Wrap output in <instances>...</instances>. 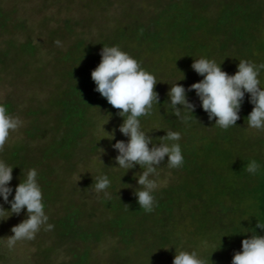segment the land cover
Instances as JSON below:
<instances>
[{
  "label": "trees",
  "instance_id": "trees-1",
  "mask_svg": "<svg viewBox=\"0 0 264 264\" xmlns=\"http://www.w3.org/2000/svg\"><path fill=\"white\" fill-rule=\"evenodd\" d=\"M116 45L158 81L160 104L141 118L153 143L168 130L182 137L184 164L162 162L150 213L134 195L139 165L113 167L112 144L127 141L118 131L123 118L91 76L102 48ZM201 57L230 75L239 60L264 65V0H0V103L23 121L0 160L14 167L13 188L23 173L38 171L54 226L18 252L6 245L17 215H0V264H173L176 250L231 264L243 239L264 236L257 227L264 224V131L247 127V94L228 130L208 119L194 90L191 127L166 110L170 84L185 77L179 83L188 88L202 79L191 67ZM258 79L264 88V68ZM253 160L255 175L246 171ZM102 173L112 182L110 200L91 187Z\"/></svg>",
  "mask_w": 264,
  "mask_h": 264
},
{
  "label": "clouds",
  "instance_id": "clouds-1",
  "mask_svg": "<svg viewBox=\"0 0 264 264\" xmlns=\"http://www.w3.org/2000/svg\"><path fill=\"white\" fill-rule=\"evenodd\" d=\"M100 55L101 62L91 73L96 85L95 91L113 108L120 110L118 115L123 118V122L118 131L127 137V141L117 140L112 144V148L117 151L115 163L118 165L113 167L128 172L139 165L142 172L139 175L136 173L134 178L140 187L135 190L134 195L139 207L150 213L154 211L156 204L154 192L159 185L155 177L162 162L167 158L166 163L170 169H178L184 164L179 143L181 133L168 130L166 135L160 137L159 143H153V137L144 130L141 118L150 117L154 105L160 104L159 93L155 91L158 83L155 75L143 69L135 58L118 45L104 46ZM222 64L207 57L195 58L191 67L202 79L188 88L179 83L185 77L170 84L168 100L165 101L167 112L171 111L186 128L191 127L190 114L194 113L197 105L189 100L188 93L194 90L208 119L214 121L215 127L228 130L237 126L247 94L248 102L253 105L246 120L247 127L264 131V88L260 87L258 79L264 65L257 66L247 60H239L236 73L230 75L222 69ZM22 126L23 121L10 114L7 106L0 103V150H3L10 133ZM110 135L111 139H108L115 140V131ZM13 170L14 167L0 160V199L3 201L0 203V215L8 212L11 213L9 217L19 216L26 209V218L12 227L13 235L7 237L6 245L9 249L14 248L17 242L34 239L42 227L45 230L54 227L48 223L38 171L32 168L26 174L23 173L24 179L13 188ZM258 170L259 165L254 160L246 166V171L252 175ZM93 180V191L110 200V177L102 173L93 177ZM4 204H9L10 209H5ZM257 227L264 229V224L258 222ZM173 264L206 262L195 250H176ZM231 264H264V236L252 234L251 237L243 239L242 249L234 254Z\"/></svg>",
  "mask_w": 264,
  "mask_h": 264
},
{
  "label": "rangeland",
  "instance_id": "rangeland-1",
  "mask_svg": "<svg viewBox=\"0 0 264 264\" xmlns=\"http://www.w3.org/2000/svg\"><path fill=\"white\" fill-rule=\"evenodd\" d=\"M2 2H5L6 0H1ZM30 13H32V12H30ZM64 15H66V14H64ZM36 77V76H35ZM33 81H36V79H32ZM39 84H40V82H39ZM2 90L0 89V95L2 94ZM20 137V136H19ZM102 161V156L101 155H99L98 157H96V159L95 160H92V162L94 163V164H96V163H100ZM26 218V215L25 214H23V213H21L19 216H17L16 218H14V220H12V222H10V230H11V228L13 227V226H15V225H18L20 222H22V220H24ZM6 228H8V226L6 227ZM26 244H28V243H25L24 241H20V244L18 245H16L15 247H17V251L19 252V250L20 251H25L26 252V250L24 249L25 247H27V246H25ZM30 249H32V248H30Z\"/></svg>",
  "mask_w": 264,
  "mask_h": 264
}]
</instances>
